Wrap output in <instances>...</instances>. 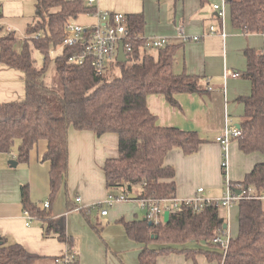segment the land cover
<instances>
[{
	"label": "trees",
	"instance_id": "trees-1",
	"mask_svg": "<svg viewBox=\"0 0 264 264\" xmlns=\"http://www.w3.org/2000/svg\"><path fill=\"white\" fill-rule=\"evenodd\" d=\"M199 1L204 4L208 0ZM227 4L233 27L246 33H264V0H227ZM95 12L96 8L84 0H35L34 20L26 26L24 35L10 32L0 36V63L22 72L25 91L19 101L0 103V152L10 153L15 147L17 160L27 162L33 146L45 140L47 149L41 161L50 165L52 198L66 181L69 128L97 136L115 133L118 155L102 166L106 188L131 193L137 189V198L174 197V167L164 163L165 155L174 148L185 155L193 154L202 140L196 130L159 125L146 99L161 94L170 105L179 106L177 94L202 92L204 87L196 75L173 72L175 44L158 48L156 55L144 48L142 12L129 15L127 42L131 51L126 62L114 61L119 67L117 76L96 74L88 61L70 60L82 53L83 43L58 47L64 25L79 15ZM34 52L41 55V65L36 64ZM244 56L246 67L239 73L250 81L251 89L247 96L238 97L244 110L236 140L243 153L264 154V54L246 47ZM50 67L54 68L56 82L48 75ZM222 177L226 179L223 168ZM230 182L235 191L242 193L248 188L264 191V161L255 164L242 180ZM21 189L23 209L45 220L43 236H56L72 245L61 219L49 217L46 208L29 201L27 187ZM234 205L236 226L225 251L213 242L226 224L223 207L215 202L200 212L181 207L159 224L123 218L118 222L131 240L144 244L139 264H157L159 256L174 252L189 256L202 252L219 264H264V202L240 194ZM91 225L100 233L97 223ZM189 242H203L210 248L181 247ZM152 243L159 245L149 248ZM40 258L0 234V264H36Z\"/></svg>",
	"mask_w": 264,
	"mask_h": 264
},
{
	"label": "crops",
	"instance_id": "crops-1",
	"mask_svg": "<svg viewBox=\"0 0 264 264\" xmlns=\"http://www.w3.org/2000/svg\"><path fill=\"white\" fill-rule=\"evenodd\" d=\"M217 1L208 0L201 4L199 0H172L170 10L168 3L161 0H156L155 10L152 7L154 2L146 5L144 0H94L91 3L99 11L123 12L128 16L142 12L145 18L143 36L168 37V44L176 45L173 72L196 75L204 87L202 92L177 94L179 106L170 105L161 94L148 95L146 99L147 107L156 116L159 125L196 130L202 140L193 154L185 155L180 149L174 148L165 155L164 163L174 167L177 198L193 196L198 187H203L204 196L207 198L222 195L224 179L221 163L224 159L226 178L229 181L242 180L255 164L264 161V154L260 151L243 153L238 148L236 138L230 139L226 148L216 140L226 126H237L243 121L244 104L238 97L247 96L251 89L250 81L239 73L246 67L244 49L251 47L264 54V33H246L235 28L230 17L229 26L224 19L220 21L212 8V4ZM33 3L35 11V0ZM9 4L22 5V0H0L1 19H7L3 18L4 15H20H13L15 8L10 10ZM163 5L167 7L163 8ZM33 15L34 12L26 18L25 28L34 20ZM87 15H91L93 23L97 22L96 15ZM213 24L216 25L215 30L210 32L209 27ZM1 28L2 26L0 36L12 32L9 27H6L5 32ZM179 30L200 38L183 40L177 37ZM222 30L224 36L221 35ZM149 52L156 55L157 49ZM24 93L22 72L0 63V103L21 100ZM67 143L68 171L65 185L59 187L52 198L49 184L50 165L47 161H41V156L47 149L45 140H39L33 146L27 162L17 160L15 147L10 153L0 152V234L8 242H17L27 251L39 255L41 258L36 264H55L54 257L67 245L56 236H43L45 220L35 217L26 224L21 199V187L26 186L28 199L33 204L42 207L43 202L49 201L45 210L49 217L61 219L63 222L65 233L72 238L71 247L76 252L78 264H139L138 255L144 244L131 240L123 225L118 222L121 218L147 220L146 210L136 197L139 190L132 192L135 198L115 203L108 208L105 215L99 213L107 223L102 225L96 222L101 227L100 233L91 225L96 224L90 220L91 210H72L73 205L87 208L101 202L107 194L121 191L106 188L102 170L108 158L118 155L117 135L104 133L97 136L91 131L70 127ZM11 159L17 162L15 166L7 162ZM77 196L80 197V203L75 202ZM83 213L89 216L90 222ZM223 213L225 225L231 235L233 227L236 226V206L223 208ZM110 223L116 225L108 226ZM153 244H148V247L158 246ZM181 247L210 248L203 242L187 243ZM157 264L219 262L208 259L202 252L190 256L183 252H174L159 256Z\"/></svg>",
	"mask_w": 264,
	"mask_h": 264
},
{
	"label": "built area",
	"instance_id": "built-area-1",
	"mask_svg": "<svg viewBox=\"0 0 264 264\" xmlns=\"http://www.w3.org/2000/svg\"><path fill=\"white\" fill-rule=\"evenodd\" d=\"M94 0H89V4ZM227 0H218L212 4L213 10L219 18L224 19L225 11L227 8ZM94 15L97 16V22L91 26L83 27L81 25L73 23V20L67 22L63 28V38L58 47H67L74 45L78 42L83 43L82 53L79 55H73L70 60H74L77 63L88 61L94 69L96 74L105 72L109 63L116 60L117 50L119 43L123 44V50L125 55L131 51V46L127 42L129 38L128 32V14L123 12H111V11H99L96 10ZM215 27L211 25L209 31L213 32ZM221 35L224 36V31H221ZM177 37L183 40L191 39L198 40L199 36H189L184 31L179 30ZM144 48L147 51L156 50L162 48L170 43L168 37H144ZM234 75V74H233ZM240 130L237 126H226L223 132L216 137V140L221 144L223 148H226L228 142L232 138H236L240 135ZM222 168L225 171L226 162L225 159L221 163ZM226 173V172H225ZM238 192V193H237ZM129 194H132L126 189L119 191L118 193H109L107 196L98 203L92 204L87 208H83L81 205H75L72 210L74 211H86L91 209L100 208L99 213L101 215L107 214V210L110 206L117 202L127 201L130 199ZM240 194H246L247 196L260 199L264 202V191H256L253 188H248L246 192L235 191L231 182L226 178L224 179L223 193L219 199L207 198L204 196L203 187H198L196 192L191 197L185 198H138L140 204L145 208V218L152 224H159L163 222V214L165 211L169 213L177 211L181 207H190L195 212L202 211L206 205L213 202L219 204L224 209L231 208L239 198ZM75 202L80 203V197L75 198ZM49 201L43 202L41 208H48ZM23 215L26 218V224L30 220L35 218L28 210H23ZM230 240L229 231L223 228L218 235L213 238V242L220 245L224 251L227 249ZM55 264H78L77 255L71 245L67 244L63 251L54 257Z\"/></svg>",
	"mask_w": 264,
	"mask_h": 264
},
{
	"label": "rangeland",
	"instance_id": "rangeland-1",
	"mask_svg": "<svg viewBox=\"0 0 264 264\" xmlns=\"http://www.w3.org/2000/svg\"><path fill=\"white\" fill-rule=\"evenodd\" d=\"M144 1H145L146 5L154 2V4H152V7L154 8V10L156 9V5H157V4H155L156 0H144ZM161 1L168 3V5H169L168 9L169 10H170V8H172V4H173L172 0H161ZM33 4H34L33 0H22V5L9 4L8 8L10 10H13V8H15V10H14L15 12L13 15H15L17 13H20V15L17 17L4 15L3 18H7V19H1L0 18V26H2V28H3L2 32H5L6 27H9L16 36L22 37L24 35V31H25L24 30L25 29L24 22H25L26 18L30 17L34 12ZM149 6H147V9ZM165 7H167V5L166 6L163 5V8H165ZM93 21L94 20L91 17V15L83 14V15H79L76 19H74L73 23L81 25L83 27H87V26H91V25L95 24V23H93ZM224 22L227 23V25L229 26V9L228 8H226V11H225ZM214 25L215 24H213V26ZM33 55H34L36 64L41 65V62H42L41 55L36 53V52H34ZM114 66H115L114 63L110 62L109 68L106 69V71L104 72L103 75H105L106 77H109V78H112V76H114V75L117 76L119 74V67H117V66L114 67ZM113 68H114V70H113ZM48 75H49V77H52V78L54 77L55 82L57 81L56 80V74L54 72L53 67L49 68ZM5 164L7 165L8 163H5ZM220 197H221V194L219 196L213 197V199H219ZM95 210H97V211H95ZM91 211L92 212L89 215L91 222H93V223L99 222L102 225L107 224L104 222V219L99 215L100 208H94V209H91ZM113 224L116 225V223H110V224H108V226L109 225L112 226ZM234 231H235V226L233 227L231 233H233ZM157 245H159V244H157V243L153 244V246H157Z\"/></svg>",
	"mask_w": 264,
	"mask_h": 264
},
{
	"label": "water",
	"instance_id": "water-1",
	"mask_svg": "<svg viewBox=\"0 0 264 264\" xmlns=\"http://www.w3.org/2000/svg\"><path fill=\"white\" fill-rule=\"evenodd\" d=\"M116 60L118 62H126L127 61V56L125 55L124 53V50H123V44L122 43H119V46H118V50H117V56H116ZM8 163L11 165V166H15L16 165V161L15 160H9ZM238 193V192H237ZM129 197L130 199L131 198H135V195L134 194H129ZM168 217H169V212L168 211H165L164 214H163V221L166 222L168 220ZM148 224L150 225L151 222L148 221ZM224 228L226 227V225L224 224L223 226Z\"/></svg>",
	"mask_w": 264,
	"mask_h": 264
}]
</instances>
